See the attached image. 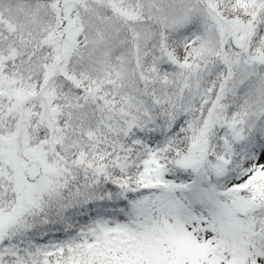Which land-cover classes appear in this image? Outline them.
<instances>
[{
  "label": "rangeland",
  "instance_id": "374dc122",
  "mask_svg": "<svg viewBox=\"0 0 264 264\" xmlns=\"http://www.w3.org/2000/svg\"><path fill=\"white\" fill-rule=\"evenodd\" d=\"M258 138L264 0H0V264H264Z\"/></svg>",
  "mask_w": 264,
  "mask_h": 264
},
{
  "label": "trees",
  "instance_id": "16d2710c",
  "mask_svg": "<svg viewBox=\"0 0 264 264\" xmlns=\"http://www.w3.org/2000/svg\"><path fill=\"white\" fill-rule=\"evenodd\" d=\"M151 131L149 130L148 132L141 133L140 129L138 130H133L132 135L137 136L140 140L143 142H146L149 144L151 142L152 144H156V138L153 137L152 134H150ZM264 141V138H258V139H253V140H243L237 144L235 147L238 153H243L242 157H246L249 153L250 150L259 142ZM166 149H164L165 151ZM143 154V153H142ZM141 155H136L135 159L139 158ZM121 174L119 175L118 171L114 174L115 179H119ZM132 195H125L123 198L116 199L112 202L110 206H113L115 208H121L126 204V202L131 198ZM106 208V201H103L102 199H93L89 200L87 203L82 205L81 207H78V209L73 213V218L80 220H85V218L89 215H92L95 212H100V210Z\"/></svg>",
  "mask_w": 264,
  "mask_h": 264
},
{
  "label": "water",
  "instance_id": "95a60500",
  "mask_svg": "<svg viewBox=\"0 0 264 264\" xmlns=\"http://www.w3.org/2000/svg\"><path fill=\"white\" fill-rule=\"evenodd\" d=\"M232 40V44L236 47H239L241 45V41L239 39H237V37L235 36V34L232 35L231 37ZM27 172L31 175L34 176L35 174H37L38 172V168L34 165H30L27 167Z\"/></svg>",
  "mask_w": 264,
  "mask_h": 264
}]
</instances>
